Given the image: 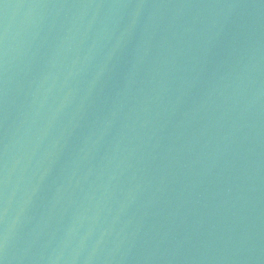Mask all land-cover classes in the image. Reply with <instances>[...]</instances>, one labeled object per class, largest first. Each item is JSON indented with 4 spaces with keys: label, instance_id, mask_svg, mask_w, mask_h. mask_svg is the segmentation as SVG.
I'll list each match as a JSON object with an SVG mask.
<instances>
[{
    "label": "water",
    "instance_id": "water-1",
    "mask_svg": "<svg viewBox=\"0 0 264 264\" xmlns=\"http://www.w3.org/2000/svg\"><path fill=\"white\" fill-rule=\"evenodd\" d=\"M0 264H264V0H0Z\"/></svg>",
    "mask_w": 264,
    "mask_h": 264
}]
</instances>
